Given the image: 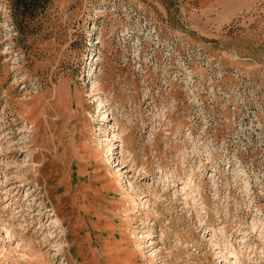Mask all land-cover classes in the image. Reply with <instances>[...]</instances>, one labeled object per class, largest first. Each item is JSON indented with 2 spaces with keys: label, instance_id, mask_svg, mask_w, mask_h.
Listing matches in <instances>:
<instances>
[{
  "label": "rangeland",
  "instance_id": "1",
  "mask_svg": "<svg viewBox=\"0 0 264 264\" xmlns=\"http://www.w3.org/2000/svg\"><path fill=\"white\" fill-rule=\"evenodd\" d=\"M0 264H264V0H0Z\"/></svg>",
  "mask_w": 264,
  "mask_h": 264
}]
</instances>
